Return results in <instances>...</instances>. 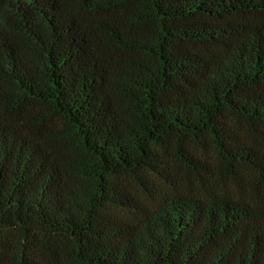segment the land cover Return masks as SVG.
I'll list each match as a JSON object with an SVG mask.
<instances>
[{
	"label": "trees",
	"instance_id": "1",
	"mask_svg": "<svg viewBox=\"0 0 264 264\" xmlns=\"http://www.w3.org/2000/svg\"><path fill=\"white\" fill-rule=\"evenodd\" d=\"M0 264H264V0H0Z\"/></svg>",
	"mask_w": 264,
	"mask_h": 264
}]
</instances>
